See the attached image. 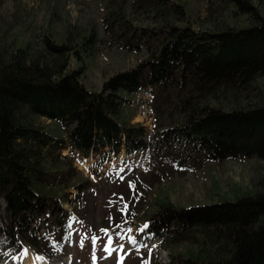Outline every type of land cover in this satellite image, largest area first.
Returning a JSON list of instances; mask_svg holds the SVG:
<instances>
[{
	"label": "trees",
	"instance_id": "obj_1",
	"mask_svg": "<svg viewBox=\"0 0 264 264\" xmlns=\"http://www.w3.org/2000/svg\"><path fill=\"white\" fill-rule=\"evenodd\" d=\"M130 10L133 17L120 5L103 17L100 40L145 55L100 90L87 89L80 68L71 67L73 55L92 48L94 32L80 44L44 34L37 52L28 45L0 52V236L12 252L26 243L50 255L66 242L70 212L63 202L73 208L85 190V182H73V152L149 150L178 170L264 159V24L200 30L174 0H133ZM243 85L254 98L244 97ZM137 94L149 95L151 130L120 119ZM38 117L58 122L63 135L45 130ZM150 229L172 245L203 236L207 261L178 259L172 250L168 264H264V192L189 210L163 207Z\"/></svg>",
	"mask_w": 264,
	"mask_h": 264
},
{
	"label": "rangeland",
	"instance_id": "obj_2",
	"mask_svg": "<svg viewBox=\"0 0 264 264\" xmlns=\"http://www.w3.org/2000/svg\"><path fill=\"white\" fill-rule=\"evenodd\" d=\"M132 1L0 0V52L27 45L37 52L40 49L38 38L44 34L58 44H80L83 36L94 32L98 40L95 39L92 48H87L88 53L73 55L71 67L80 68V80L87 89L100 90L103 81L135 65L145 55L142 51L135 53L106 47L100 40L103 38L102 18L119 5L133 17L134 13H128ZM174 2L183 6L189 22L200 30L222 32L230 25V28L240 30L264 24V0H240L241 3L230 0L226 4L219 0ZM242 89L247 100L255 97L247 86L243 85ZM131 99L132 103L124 108L120 119L141 123L150 129L153 117L148 106L149 96L137 94ZM38 123L56 136L64 133L56 121L38 117ZM105 149L92 151L85 158L76 152L70 154L78 171L73 175V182H85V190L83 198L72 209L70 203L63 202L71 211L70 237L68 245L57 256L64 255L59 258L65 260V264H166L171 259L169 250L160 246L156 237L148 235V228L136 231L145 223L149 227L148 219L153 213L168 206L189 210L196 206L233 203L264 192V159L261 158L226 159L205 163L195 170L180 171L171 163L157 162L158 159L154 156L153 159L147 152L128 156L123 151L117 155L102 154ZM159 168L162 169L155 182L149 186L154 170ZM129 181H132L131 185ZM146 186L148 190H144ZM69 192L70 197L75 189L71 188ZM140 192L141 195L146 192L147 198L139 199ZM3 206L4 202L0 200V207ZM127 211L130 214L124 219ZM131 236L137 242H132ZM2 240L0 236V264H26L29 261L30 249L10 255ZM202 242V235L182 240L173 245V254L178 259L205 262L208 247L200 245ZM35 256L40 264H44L41 255L35 253Z\"/></svg>",
	"mask_w": 264,
	"mask_h": 264
},
{
	"label": "bare ground",
	"instance_id": "obj_3",
	"mask_svg": "<svg viewBox=\"0 0 264 264\" xmlns=\"http://www.w3.org/2000/svg\"><path fill=\"white\" fill-rule=\"evenodd\" d=\"M100 150H102V149H100ZM27 249L28 248H25L24 251L27 250ZM28 259H29V261H27L26 264H40L38 262L36 256H35V252H33L32 250H30L29 253H28Z\"/></svg>",
	"mask_w": 264,
	"mask_h": 264
},
{
	"label": "snow or ice",
	"instance_id": "obj_4",
	"mask_svg": "<svg viewBox=\"0 0 264 264\" xmlns=\"http://www.w3.org/2000/svg\"><path fill=\"white\" fill-rule=\"evenodd\" d=\"M121 178H123V177H121ZM129 184L131 185L132 184V181H129ZM148 228V223H145L144 225H143V228H138L136 231H138V232H140V231H143V230H145V229H147ZM105 231H107V229H105ZM109 245H105V247H108ZM120 247H123L122 245H120ZM154 247V246H153ZM149 251H151V249H149Z\"/></svg>",
	"mask_w": 264,
	"mask_h": 264
}]
</instances>
